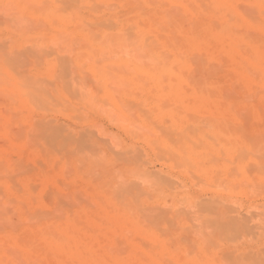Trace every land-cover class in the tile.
I'll list each match as a JSON object with an SVG mask.
<instances>
[{"label": "bare ground", "instance_id": "bare-ground-1", "mask_svg": "<svg viewBox=\"0 0 264 264\" xmlns=\"http://www.w3.org/2000/svg\"><path fill=\"white\" fill-rule=\"evenodd\" d=\"M242 3L257 10L254 20ZM0 14L25 34L101 38L99 44L111 48L130 39L127 74L144 105L137 110L139 132L159 158L190 178L189 170L199 167L212 180L228 179L227 189L238 196L263 192L264 0H0ZM48 158L46 187L74 189L63 177L68 161ZM148 177L141 196L99 192L82 203L74 195L59 208L56 192L49 203L43 197H0V264H263L257 260L264 255L253 259L240 246L254 241L247 238L251 225L220 199L200 204L207 220L192 228V238L185 236L184 217L176 215L173 227L164 213H152L153 206L149 211L150 199L166 206L176 195L169 179ZM244 181L253 184L251 190L241 187ZM104 187L111 185H95ZM147 212L152 224L144 220ZM227 244L234 252L222 250Z\"/></svg>", "mask_w": 264, "mask_h": 264}, {"label": "rangeland", "instance_id": "rangeland-1", "mask_svg": "<svg viewBox=\"0 0 264 264\" xmlns=\"http://www.w3.org/2000/svg\"><path fill=\"white\" fill-rule=\"evenodd\" d=\"M242 4L240 9L254 20L257 10ZM107 16L101 13L102 19ZM6 19L0 14V197H43L49 203L56 192L59 208L61 204L67 206V197L74 195L82 203H88V196L99 192L117 197L141 196L146 193L148 175L153 174L173 183L176 197L168 199L167 205L174 202L177 208L150 199L148 210L153 206L152 213H164L173 227H177L176 215L184 217L182 227L188 233L193 227L200 229L199 220L206 218L201 213L203 205L220 199L233 209L231 214L246 219L255 232L252 235L249 230L247 238L252 236L254 241L245 242V247L243 243L241 248L249 250L253 259L263 257L264 186L263 192L258 194L252 189L253 193V184L244 181L241 187L250 188L252 194L248 191V196H238L227 189L228 179L212 180L210 174H201L199 167L189 170L190 178L178 169L172 170L152 144L140 136L137 110L144 105L139 106L134 79L127 74L126 63L134 53L130 39L122 47L111 48L100 45L105 41L101 38L41 37L20 33L18 26ZM253 33L259 34L254 28ZM14 143L18 146L11 149ZM31 151L37 156H29ZM221 154L225 161L224 152ZM262 154L260 159L264 160ZM48 157H57L60 165L68 161L63 177L76 184L74 189L53 191L46 187L42 170ZM86 182H91L93 188L84 187ZM100 182L111 187L98 191L95 185ZM192 194L196 201L191 199ZM150 213L145 214L147 224L153 222ZM191 233L185 234L186 238H192ZM222 250L229 253L235 249L227 244Z\"/></svg>", "mask_w": 264, "mask_h": 264}]
</instances>
